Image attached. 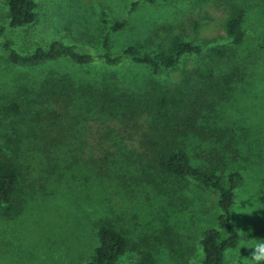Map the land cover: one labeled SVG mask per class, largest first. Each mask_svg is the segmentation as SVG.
I'll use <instances>...</instances> for the list:
<instances>
[{
	"label": "rangeland",
	"instance_id": "rangeland-1",
	"mask_svg": "<svg viewBox=\"0 0 264 264\" xmlns=\"http://www.w3.org/2000/svg\"><path fill=\"white\" fill-rule=\"evenodd\" d=\"M135 1L138 5L132 10ZM223 1L36 0V19L20 29L6 28L3 34L23 53L60 39L99 55L104 53L105 11L111 21L129 20L126 28L112 33L114 52L132 43L152 48L175 34L205 52L231 46L223 28ZM235 1L246 11V38L229 51L228 59L216 64V85L204 86L199 123L208 135L190 134L185 139L194 164H217L226 173L236 169L244 176L231 215L241 240L226 258L235 264H256L252 253L264 243V0ZM7 22L6 0H0V28ZM204 56L190 55L182 67L199 65ZM63 63L71 71L81 68ZM182 67L172 76L179 78ZM82 68L84 78L102 87L115 82L111 74L116 72L120 99L152 77L148 68L133 63L109 67L98 60ZM229 74L232 80L226 78ZM170 76L156 80L171 84ZM23 77H31L29 70L8 60L0 37V143L1 135L8 133L24 164L17 192L21 213L6 217L0 211V264H85L98 245L97 222L102 218L112 220L129 237L130 248L120 264H148L151 258L153 264L201 261L203 232L215 224L217 193L148 165L140 155L145 151L146 114L128 124L90 114L85 125L77 126L84 133L68 135L71 116L43 120L41 106L29 91L32 80L21 87Z\"/></svg>",
	"mask_w": 264,
	"mask_h": 264
},
{
	"label": "trees",
	"instance_id": "trees-1",
	"mask_svg": "<svg viewBox=\"0 0 264 264\" xmlns=\"http://www.w3.org/2000/svg\"><path fill=\"white\" fill-rule=\"evenodd\" d=\"M223 3L219 4L225 5L227 12L223 28L231 46H213L205 52L202 46L181 34H175L166 43L152 48L141 43H132L119 52H114L112 33L126 28L129 20L111 21L103 11L101 20L104 53L95 55L60 39H54L46 46L38 45L31 52L23 53L3 33L6 28L20 29L31 24L37 17L36 0H6L8 22L0 28L2 47L8 60L18 69L29 70L31 74V77L17 80L19 79L22 87L31 78L29 91L33 92L35 102L41 106L39 116L43 115V120L49 117L57 120L61 116L62 121L70 115V124L67 123L66 131L68 135L77 137L78 130L85 132L84 128L77 126L84 124L90 114L98 119L113 117L124 124L136 121L146 114L147 129L143 132L145 151L140 155L147 159L148 165L178 181L191 179L217 193L215 224L203 232L201 239L203 258L199 262L186 264H235L227 260L226 253L241 240L240 231L231 215L238 201L244 176L236 169L226 173L217 164H194L185 139L190 134L202 137L208 135L199 123L202 107H205L201 102L204 86L216 85V79L220 76L216 64L228 59L229 51L239 47L246 38L244 7L235 0H224ZM137 5L138 1L133 2L132 10ZM201 54L205 56L199 65L190 69L182 67L188 56ZM98 60H102L109 67H123L128 63L140 65L148 68L152 77L146 80L144 86L137 89L132 87L135 90L120 99L119 96L116 97L117 90L120 89L116 72L111 74V79L115 82L105 83L103 87L95 80L83 77L82 67L92 65ZM64 61L81 68L68 70L65 68L66 64L63 65ZM181 67V76L173 77L172 72ZM237 71L238 69L233 71V74ZM165 74L172 76L171 84L156 80ZM233 74L226 75V78L232 80ZM126 100L129 102L126 103ZM73 110L76 113H72ZM40 124L42 128V123ZM1 138L0 211L4 216L12 217L21 213L23 208L17 192L24 174V164L21 151L14 146V139L8 133L1 135ZM125 154L128 158L132 156L129 152ZM52 167L55 168L53 165ZM97 240L98 245L85 264H120L130 248L127 234L109 218H102L97 222ZM148 261V264H153L152 258ZM139 264L146 263L143 261ZM256 264H264V260L257 261Z\"/></svg>",
	"mask_w": 264,
	"mask_h": 264
},
{
	"label": "clouds",
	"instance_id": "clouds-1",
	"mask_svg": "<svg viewBox=\"0 0 264 264\" xmlns=\"http://www.w3.org/2000/svg\"><path fill=\"white\" fill-rule=\"evenodd\" d=\"M252 255L256 261L264 260V243L258 244Z\"/></svg>",
	"mask_w": 264,
	"mask_h": 264
}]
</instances>
